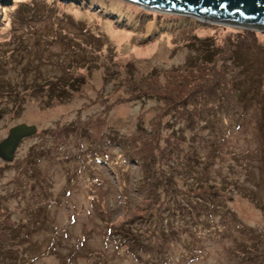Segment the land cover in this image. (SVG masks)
<instances>
[{"label": "rangeland", "instance_id": "rangeland-1", "mask_svg": "<svg viewBox=\"0 0 264 264\" xmlns=\"http://www.w3.org/2000/svg\"><path fill=\"white\" fill-rule=\"evenodd\" d=\"M170 16L0 4V264H264V33Z\"/></svg>", "mask_w": 264, "mask_h": 264}, {"label": "water", "instance_id": "water-1", "mask_svg": "<svg viewBox=\"0 0 264 264\" xmlns=\"http://www.w3.org/2000/svg\"><path fill=\"white\" fill-rule=\"evenodd\" d=\"M142 10L190 18L206 25L264 33V0H119ZM5 0H0L2 5ZM1 118V117H0ZM36 135L34 126L17 125L0 142V160L11 163L19 144Z\"/></svg>", "mask_w": 264, "mask_h": 264}, {"label": "trees", "instance_id": "trees-1", "mask_svg": "<svg viewBox=\"0 0 264 264\" xmlns=\"http://www.w3.org/2000/svg\"><path fill=\"white\" fill-rule=\"evenodd\" d=\"M168 16V15H167ZM155 17H157V16H155ZM160 17V15H158V17L155 19L156 21L158 20V18ZM170 17H177V16H170ZM177 18H180V17H177ZM170 23H176V21H171ZM112 143V141H110V144ZM139 182V180H136V184ZM212 210V209H211ZM131 229L129 228L128 229V231H130ZM133 243H139L138 244V247H140L141 246V242L140 241H135V242H133ZM150 249V248H149ZM146 250H147V248H146ZM148 251H145V253H147ZM155 259H157V256H155Z\"/></svg>", "mask_w": 264, "mask_h": 264}]
</instances>
